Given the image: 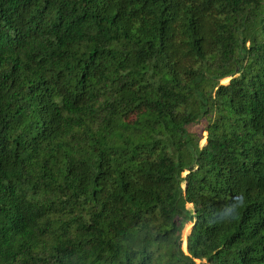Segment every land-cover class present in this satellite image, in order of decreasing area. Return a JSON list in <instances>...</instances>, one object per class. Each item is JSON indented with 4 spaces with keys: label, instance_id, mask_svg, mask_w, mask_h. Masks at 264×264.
<instances>
[{
    "label": "trees",
    "instance_id": "1",
    "mask_svg": "<svg viewBox=\"0 0 264 264\" xmlns=\"http://www.w3.org/2000/svg\"><path fill=\"white\" fill-rule=\"evenodd\" d=\"M0 264H264V0H0Z\"/></svg>",
    "mask_w": 264,
    "mask_h": 264
},
{
    "label": "clouds",
    "instance_id": "2",
    "mask_svg": "<svg viewBox=\"0 0 264 264\" xmlns=\"http://www.w3.org/2000/svg\"><path fill=\"white\" fill-rule=\"evenodd\" d=\"M244 202H242L238 196L234 195L231 198V203L227 206V212L225 214V217L236 221L240 217V210L243 208Z\"/></svg>",
    "mask_w": 264,
    "mask_h": 264
},
{
    "label": "rangeland",
    "instance_id": "3",
    "mask_svg": "<svg viewBox=\"0 0 264 264\" xmlns=\"http://www.w3.org/2000/svg\"><path fill=\"white\" fill-rule=\"evenodd\" d=\"M229 80H230V78H225V79H223V80L220 81V84H221V85H227V84L229 83ZM205 135H206V133L203 134V137H202V139H201V141H200V144H201L202 146L205 145V143H206ZM184 175H185V174H184ZM188 207H189V206H188ZM191 227H192V226H191L190 224H187V225L185 226V228L183 229V231H182V244H181V248H182V250H183L184 252H186V238H187V236H188L189 233H190Z\"/></svg>",
    "mask_w": 264,
    "mask_h": 264
}]
</instances>
